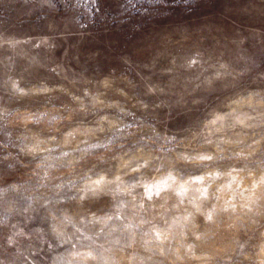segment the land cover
Masks as SVG:
<instances>
[{"label":"clouds","instance_id":"clouds-1","mask_svg":"<svg viewBox=\"0 0 264 264\" xmlns=\"http://www.w3.org/2000/svg\"><path fill=\"white\" fill-rule=\"evenodd\" d=\"M183 70L195 73L183 81L189 96L224 88L235 78L227 62L213 63L200 52L189 56ZM53 91L15 77L0 96V120L19 129V143L0 146L6 169L0 198L15 209L14 219L0 224L9 246L31 240L27 221L39 216L41 264H217L227 250L225 234L238 239L250 232L255 243L241 264H264V89L222 104L197 96L192 104L205 108L186 134L167 126L174 114L187 113L188 100L150 88L148 95L159 94L157 99L137 100L133 107L175 137L167 152L135 140L85 151L118 127L116 113H125L127 105L85 90L90 105L72 97V113L80 119L69 115L67 125H41L26 102ZM53 149L62 157L55 167ZM16 197L26 202L18 204Z\"/></svg>","mask_w":264,"mask_h":264},{"label":"rangeland","instance_id":"rangeland-1","mask_svg":"<svg viewBox=\"0 0 264 264\" xmlns=\"http://www.w3.org/2000/svg\"><path fill=\"white\" fill-rule=\"evenodd\" d=\"M196 52L213 63L227 62L235 78L229 77L224 88L189 96L183 81L195 73L185 72L183 65ZM15 77L25 86L43 83L54 89L26 102L41 125H67L69 115L80 119L81 114L72 113L77 106L72 97L90 105L85 90L127 105L125 113H116L118 127L101 134L99 142L86 144L85 151L102 152L126 140L131 146L135 140L154 142L152 147L167 152L175 137L165 135L163 124L133 105L141 99L154 102L159 94L149 96L152 87L183 96L188 100L187 113L174 114L167 127L187 134L205 108L192 104L197 96L222 104L250 89H264V0H98L97 6H80L76 0H0V96ZM18 131L0 120V146L11 149L19 143ZM61 159L53 149L51 165ZM260 159L264 161V151ZM5 171L0 164V174ZM14 217L12 202L0 198V224ZM40 228L41 218L33 217L27 221L32 239L11 246L0 232V264H41ZM254 236L250 232L248 237L232 239L225 234L227 250L220 253L217 264H241Z\"/></svg>","mask_w":264,"mask_h":264},{"label":"snow or ice","instance_id":"snow-or-ice-1","mask_svg":"<svg viewBox=\"0 0 264 264\" xmlns=\"http://www.w3.org/2000/svg\"><path fill=\"white\" fill-rule=\"evenodd\" d=\"M76 2L80 6H83L85 4H91V3H95L97 6V4H98V0H76Z\"/></svg>","mask_w":264,"mask_h":264}]
</instances>
